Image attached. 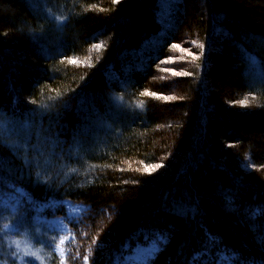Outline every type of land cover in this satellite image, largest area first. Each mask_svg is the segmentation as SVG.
<instances>
[{"label":"trees","instance_id":"trees-1","mask_svg":"<svg viewBox=\"0 0 264 264\" xmlns=\"http://www.w3.org/2000/svg\"><path fill=\"white\" fill-rule=\"evenodd\" d=\"M12 187L83 207L50 264H264V0H0Z\"/></svg>","mask_w":264,"mask_h":264},{"label":"rangeland","instance_id":"rangeland-1","mask_svg":"<svg viewBox=\"0 0 264 264\" xmlns=\"http://www.w3.org/2000/svg\"><path fill=\"white\" fill-rule=\"evenodd\" d=\"M46 209L55 215L46 216ZM59 212L64 214L57 215ZM82 212L83 207L68 201L36 205L19 187L0 189V262L27 264L26 258L30 257L33 264H50L54 255H64L70 232L68 223ZM157 249L156 244L139 246L123 264H147Z\"/></svg>","mask_w":264,"mask_h":264},{"label":"snow or ice","instance_id":"snow-or-ice-1","mask_svg":"<svg viewBox=\"0 0 264 264\" xmlns=\"http://www.w3.org/2000/svg\"><path fill=\"white\" fill-rule=\"evenodd\" d=\"M116 2L119 3L120 0H116ZM102 47H103L102 45H96V50L99 51ZM70 63L75 65V64H77V61L76 60H72V61H70ZM176 74H177L176 72H173V75H176ZM184 74H187V73H184ZM149 95H154V94L150 93ZM159 167H162V165H154L152 167H147V168H145V172L148 173V174H151V172L156 171ZM61 243H63V241H61ZM26 261H27V264H33V260L30 257L26 258ZM87 261H88V258L85 257V264H87ZM0 264H2V262H0ZM61 264H63V261H61Z\"/></svg>","mask_w":264,"mask_h":264}]
</instances>
